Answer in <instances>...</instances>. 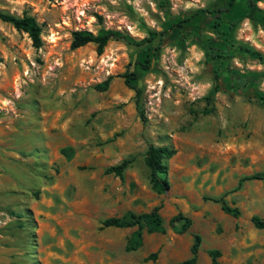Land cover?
I'll return each mask as SVG.
<instances>
[{
    "label": "rangeland",
    "instance_id": "obj_1",
    "mask_svg": "<svg viewBox=\"0 0 264 264\" xmlns=\"http://www.w3.org/2000/svg\"><path fill=\"white\" fill-rule=\"evenodd\" d=\"M227 2L0 0L1 12L33 17L42 42L33 49L26 34L0 21V264H174L188 258L194 235L196 264H209V250L219 252V264H263L264 229L250 218L264 219V181L232 190L241 177L264 174V106L255 96L264 92V74L234 92L214 72H264L243 51L264 55V30L244 18L245 0ZM196 12L151 41L155 57L146 71L135 64L138 46L69 49L75 30L112 29L140 40ZM133 70L143 121L119 77ZM108 77L107 88L96 90ZM148 145L174 152L161 194L148 183ZM123 160L121 177L104 173ZM204 197L222 198L238 217ZM154 207L162 231L143 232L133 252L124 251L132 228L101 227L106 218ZM177 213L190 220L183 234L169 225ZM151 253L155 260L143 261Z\"/></svg>",
    "mask_w": 264,
    "mask_h": 264
},
{
    "label": "trees",
    "instance_id": "obj_2",
    "mask_svg": "<svg viewBox=\"0 0 264 264\" xmlns=\"http://www.w3.org/2000/svg\"><path fill=\"white\" fill-rule=\"evenodd\" d=\"M234 0H228L227 5L231 6L233 4ZM264 2V0H245V13L244 18L248 20L249 23H251L254 26H259L262 30H264V8H259L257 6L258 3ZM208 13V14H214V18H219V16L222 14L221 10H198V13ZM197 13V12H196ZM197 14H193L192 16H189L187 18L183 19H177L175 22H173L169 27L163 28L159 33H155L152 31H147V37L142 38L140 40H134L132 37H130L126 33H122L118 30H112V29H104L99 28L94 34L87 31V30H75L72 31L70 34V42H69V49L74 50L80 47L85 46L86 44H93L95 46V51L97 54H100L103 51L104 46L109 41H119L126 45L130 46H138L141 47V50L137 54L135 58V64L140 67L141 70L146 71L149 68V64L151 60L155 57V49L151 48L150 43L151 41L157 36H165L172 28H178L181 29L184 24H186L192 17L197 16ZM0 21L3 23L9 24L14 30L18 32H22L26 34L27 38L30 40V45L33 49H38L41 47V39H40V26L36 23V21L33 19V17L28 16L26 14H23L21 16H14L5 12L0 11ZM225 47H232L230 44H223ZM237 49H241L240 46L237 47ZM210 48L205 49V54L210 55L211 52ZM243 51L247 53L250 56H253V58L258 63H262L264 66V55L259 54L258 52H253L249 50L248 48H244ZM212 58V56H209ZM217 58L226 57L216 55ZM214 78L217 81L219 78L221 81H226V86L228 89L239 92L241 89L243 90L245 87H250L252 85L250 78L256 77L260 80L263 77L264 72H258V73H239L235 70H228L227 66H223L220 70V74L217 75L216 72H214ZM120 78L123 79V83L125 87H127L129 90H131L134 93V99H135V108L138 111V116L141 119V121L144 120L143 112L141 109H139L138 106V98L140 95V91L136 86V80H137V72L131 71L128 73H124ZM110 81V78H106L102 83L95 86V89L98 91H103L107 88L108 83ZM218 86L217 84H214L212 86V92H215L217 90ZM255 96L257 97V100L259 101L260 105L264 106V92L256 90ZM173 150L167 148V147H156L153 145H148L144 152L143 161L148 169V183L150 186V189L154 191L157 194L164 193L167 188L168 184L166 180L163 178L166 172V165L165 160L168 159L172 154ZM129 161L123 160L116 166L108 167L104 170L105 174H113L114 176L121 177L122 172L127 167ZM250 180H258V181H264V174L261 173H255L249 176L241 177L238 182L236 188H234L232 191H235L238 189V187L241 185L244 181H250ZM204 201H210L212 203H219L220 204V210L227 216L231 218H237L239 215V211L235 207L227 206L222 198H203ZM159 207H154L151 209V211L147 213H132L128 212L125 215H123L120 218L116 217H109L101 221V227L102 228H118V229H124V228H132L133 231L131 232L125 246L124 251L125 252H133L137 250L142 241V233H154V232H161L162 226H161V218L158 213ZM181 222L180 226L176 229L175 223ZM250 223L255 229L261 230L264 229V219H260L258 217H251ZM169 225L174 229V232L176 234H183L186 229L190 225V220L181 214L177 213L175 216L170 218ZM199 237L197 235L193 236V241L189 249V256L187 259L174 263V264H196V256L199 246ZM207 256L209 258V264H219L217 259L219 257V252L217 250H209L207 251ZM156 258V253L148 254L146 257L143 258V261H154ZM264 264V261H263Z\"/></svg>",
    "mask_w": 264,
    "mask_h": 264
}]
</instances>
